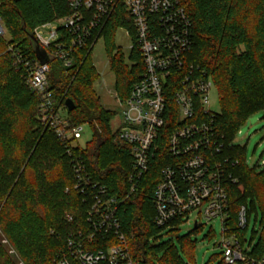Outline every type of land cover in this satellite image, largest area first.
<instances>
[{
    "label": "trees",
    "instance_id": "obj_1",
    "mask_svg": "<svg viewBox=\"0 0 264 264\" xmlns=\"http://www.w3.org/2000/svg\"><path fill=\"white\" fill-rule=\"evenodd\" d=\"M180 1L192 20L194 45L187 62L204 69L219 90L221 110L214 122L224 142L218 157L230 175L229 224L236 228L242 205L250 218L255 212L260 231L254 230L250 240L245 231L237 233L242 242L247 240L249 256L258 261L264 258V166L247 163L246 149L235 143V136L250 115L264 110V0ZM70 12L67 0H2L0 5L10 30L9 38L0 37V264H55L66 250L70 234L89 228L92 197L75 188L72 155L55 131L40 123L41 99L26 84L24 71L15 65L9 50L17 44L27 56L37 58L23 22L33 31ZM119 27L130 29L133 43H137L131 18L121 9L101 36L115 73V91L125 99L144 72V64L136 46L126 58L116 45ZM88 50H75L73 67L51 60L50 88L55 101L66 110L68 98L75 102V109L68 110L70 126L88 124L92 130V139L85 146L77 141L73 154L82 157L91 178L120 200L129 188L132 150L112 128L116 111L102 104L93 87L99 73ZM162 154L165 149L159 156ZM159 156L141 187L118 202L116 217L127 233L133 257L143 258L145 264H183L175 243L160 242L158 234L166 227H158L154 220L153 192L164 163ZM178 238L192 255L190 237ZM95 240L91 247L106 246L104 235Z\"/></svg>",
    "mask_w": 264,
    "mask_h": 264
},
{
    "label": "built area",
    "instance_id": "obj_2",
    "mask_svg": "<svg viewBox=\"0 0 264 264\" xmlns=\"http://www.w3.org/2000/svg\"><path fill=\"white\" fill-rule=\"evenodd\" d=\"M67 2L69 14L44 22L33 30L42 47L53 56L52 60L61 62L66 68L75 65V50L89 47L88 52L92 53L117 10L127 14L135 27L137 43H133L131 49L138 48L144 72L128 97L123 99L116 91L114 96L121 108L119 139L131 146L133 155L129 188L121 202L141 187L151 163L165 149V154L159 156L164 163L153 192L156 225L178 228L189 213L198 209L200 216L195 227L202 225L201 216L209 220L221 219L222 238L218 246L222 249L224 264H264V258L255 261L249 256L250 246L245 247L247 240L242 242L237 233L238 230L246 231L250 222L246 205L239 210L236 228L229 224L227 177L230 175L226 174L218 157L224 142L214 122L216 111L210 104V92L215 84L204 69L187 62L194 39L191 17L181 1ZM42 28L48 30L40 31ZM127 33L132 38L130 29ZM6 35L0 14V37ZM9 50L15 65L24 71L26 84L41 99L40 123L52 128L72 155L75 188L93 200L87 217L89 228L70 234L67 248L58 255L55 264H145L143 258L132 256L127 233L116 217L119 198L110 195L106 186L91 178L82 157L73 154V147L82 137L83 125L72 127L68 116L61 114L64 106L55 101L50 88V62L42 64L37 58L27 56L17 44L10 45ZM100 235H104L106 246L91 247Z\"/></svg>",
    "mask_w": 264,
    "mask_h": 264
},
{
    "label": "rangeland",
    "instance_id": "obj_3",
    "mask_svg": "<svg viewBox=\"0 0 264 264\" xmlns=\"http://www.w3.org/2000/svg\"><path fill=\"white\" fill-rule=\"evenodd\" d=\"M7 35L9 38L10 30L5 24ZM48 29L42 28L40 31L46 32ZM128 29L119 27L115 34L116 45L122 49L126 58L129 57L133 40L127 33ZM92 59L99 73V77L95 81L93 87L101 98L102 104L110 110L116 111L111 124L114 131L121 128V108L115 102V73L113 72L110 59L106 51L103 39H100L93 51ZM211 108L220 112L221 104L219 99V90L214 85L210 92ZM61 114L68 116V109L62 107ZM83 125L82 137L78 140L82 146L92 139L93 133L88 124ZM241 133L235 136V143L245 147L247 163L251 167H262L261 162L264 161V110L258 111L250 115L240 128ZM251 200L249 199V203ZM259 209V208H258ZM260 212V210H259ZM261 214V212H260ZM200 211L198 209L192 211L183 219V223L178 228L169 226L163 229L159 234L160 242H173L179 250L184 262L190 260L193 264H224L222 261V249L218 243L222 238V223L220 218L207 219L201 216L202 225L195 227V221L199 218ZM255 212H252L250 222L246 229V237L251 239L254 230L260 231V223L256 221ZM177 229V230H176ZM189 236L193 242V253L189 254L187 249L181 243L178 237ZM249 245H245L246 249Z\"/></svg>",
    "mask_w": 264,
    "mask_h": 264
},
{
    "label": "water",
    "instance_id": "obj_4",
    "mask_svg": "<svg viewBox=\"0 0 264 264\" xmlns=\"http://www.w3.org/2000/svg\"><path fill=\"white\" fill-rule=\"evenodd\" d=\"M23 27L25 30V33L27 34L30 43L32 44V47L36 53L37 59L42 63H48L53 59V56L51 54H49L43 47L42 45L39 43V41L37 40V38L35 37L33 31L29 30L28 28L25 27V23L23 22ZM65 106L67 107V109L69 111H72L75 109L76 105L75 102L71 99L68 98L65 101Z\"/></svg>",
    "mask_w": 264,
    "mask_h": 264
}]
</instances>
